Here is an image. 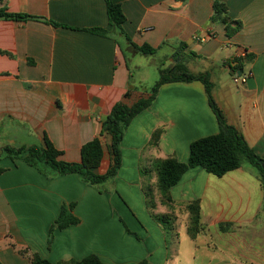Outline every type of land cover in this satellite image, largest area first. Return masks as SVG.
<instances>
[{"label": "crops", "instance_id": "crops-1", "mask_svg": "<svg viewBox=\"0 0 264 264\" xmlns=\"http://www.w3.org/2000/svg\"><path fill=\"white\" fill-rule=\"evenodd\" d=\"M113 1L126 15L124 34L110 26L106 0L0 3L9 12L42 19L0 21V148L43 146L47 138L62 152V160L80 162L82 148L100 136L114 105L128 91L133 102L147 95L131 86L128 56L140 53L132 42L158 49L153 56L169 49L171 53L163 54L168 67L177 57L179 62L189 57V69L207 73L217 105L264 160V0ZM216 2L227 7L232 20L242 22L233 37L215 18ZM94 28L107 35L85 31ZM242 71L253 76L237 86L233 79ZM158 129L163 130L158 147L146 152ZM219 131L202 82L164 84L152 106L132 121L122 142L116 187L131 199L102 193L77 174L54 176L22 160L2 158L1 264H31L20 249L54 264L90 255L105 264H167L166 247L144 223L150 217L144 208L141 168L169 156L187 162L192 142ZM107 143L104 138L99 174L111 165ZM171 194L176 202L200 200L202 223L244 224L245 232L209 234V240L201 232L194 255L201 264H264V245L254 244L256 232L251 230L264 217V189L253 168L221 178L190 169ZM70 205L80 222L55 228L49 245L51 228L63 206ZM141 210L146 213L143 219Z\"/></svg>", "mask_w": 264, "mask_h": 264}, {"label": "trees", "instance_id": "trees-1", "mask_svg": "<svg viewBox=\"0 0 264 264\" xmlns=\"http://www.w3.org/2000/svg\"><path fill=\"white\" fill-rule=\"evenodd\" d=\"M4 0H0L3 3ZM108 7L109 24L118 32L124 34V24L127 21L122 5L113 0H106ZM216 19L220 18L226 26L228 37H233L242 28L241 21L232 20L228 16L227 7L224 4L216 2L214 5ZM28 22L42 21L41 18L28 14H20L9 12L6 8H0V21ZM55 27H65L63 25L51 22ZM86 32L106 36L107 31L101 28L85 30ZM127 39L131 42L130 38ZM132 46L144 55H154L158 49L149 45L138 46L132 43ZM183 48H187L182 44ZM193 56H196L193 54ZM248 59H252L251 56ZM173 66L160 69V80L151 89L149 94L141 97L137 101H132V92L128 91L123 100L114 105L109 115L102 123L100 136L88 142L81 150L80 162H66L61 159L60 152L50 140L46 138L43 146H31L23 148H15L5 146L0 148V160L4 157L12 160H22L30 166L38 168L41 172L46 169L50 170L54 176H62L68 174H77L82 182L96 187L103 192L107 191L105 185L116 179L122 167V142L125 133L131 125L132 121L141 113L148 110L155 102L160 88L167 83H191L195 81L202 82L206 87V93L210 107L215 113L220 131L216 135L204 137L192 142L190 146V155L187 162L179 161L175 156H169L165 159H156L154 161L155 170V186L158 192V201L162 206H167L168 212L162 217L154 216L158 221H171L175 224L178 217L175 213V202L171 194V190L177 186L185 174L190 169L200 168L208 174L223 177L226 174L242 169L245 163H249L256 171L258 178L264 189V160L250 147L245 137L239 129L232 125L217 105L213 97V84L207 73H194L187 66L186 58L178 61V57ZM244 60L238 61L242 65ZM162 129L156 130L151 138L150 146L158 147ZM104 138L108 139L106 149L111 157V165L105 174H99L104 154L105 146ZM143 172H149L145 170ZM4 170H0V174ZM148 174V173H146ZM146 197H151V192L145 191ZM152 207L155 208V199L151 201ZM74 205L70 207L63 206L62 211L51 228L49 245L54 238V229L64 230L68 227L77 225L80 220L73 213ZM184 211L188 213L187 232L193 241H196L202 232V208L200 200H195L186 204ZM172 223V224H173ZM170 224V223H169ZM174 224L172 230H174ZM171 229V228H170ZM18 253L27 257L31 264H54L43 259L37 253H31L28 249H20ZM1 264V262H0ZM55 264H105L97 255H90L82 260L60 261ZM139 264H150L148 260H144Z\"/></svg>", "mask_w": 264, "mask_h": 264}, {"label": "rangeland", "instance_id": "rangeland-1", "mask_svg": "<svg viewBox=\"0 0 264 264\" xmlns=\"http://www.w3.org/2000/svg\"><path fill=\"white\" fill-rule=\"evenodd\" d=\"M180 48H178L176 51L178 52ZM163 53L158 54L157 56H147L142 53H138L135 56H128L130 60V64L132 67V79H131V86H134L136 90L142 94H149L151 89L155 86V84L160 80V69H164L165 66H169L168 59L163 56L165 53H171L169 49L166 48V51H161ZM176 53V52H174ZM169 54L167 55V57ZM187 64H190V58H186ZM174 61L171 64V66L174 65ZM190 71L196 72V70L191 66ZM127 133V131H126ZM125 133V134H126ZM149 148H154L150 145L146 148L149 150ZM146 164L147 161H144ZM154 163V162H153ZM245 167L253 168L249 163H245ZM147 171L149 172H143L142 177V191L144 194V208L146 213H148L150 219L144 218L146 213L141 210L142 214H140L141 219L144 218V223L147 228H150L154 235L159 237L157 238V241L162 243L163 247H166V260L167 264H201V262L197 259H195L196 256V248L197 243L193 241L190 236L188 235L187 228H188V213L184 211V208H186L187 203H182L179 201H175V213L178 217V220L175 221V224L171 221L167 222H160L156 219L154 216L162 217L164 214H166L169 210L167 206H162L158 201V192L155 186V170H154V164H147L145 167ZM254 169V168H253ZM255 170V169H254ZM141 171H143V168H141ZM148 173V174H146ZM116 179L106 184L105 188L107 192L111 194H117L118 198H125V199H131L128 197V194L126 191H123L120 193L116 187ZM148 191V189L151 192V197H146V193L144 192ZM104 190L102 193H105ZM135 200H140V197H134ZM133 198V199H134ZM152 199H155L156 205L155 208L152 207L151 201ZM142 209V207H141ZM170 223V224H169ZM174 224V230H172L173 224ZM203 227V239L209 240V234H212L213 236H216L219 232H240L244 231V224L234 223V224H213L209 222L202 223ZM171 228V229H170ZM249 230V229H248ZM251 230H254L256 232V239L254 240V244L257 246H263L264 245V217L261 215L260 221L255 224V227H253ZM160 235H162V239L160 238ZM258 236V237H257ZM215 238V237H214ZM225 241H230L224 240ZM201 246V245H200Z\"/></svg>", "mask_w": 264, "mask_h": 264}, {"label": "built area", "instance_id": "built-area-1", "mask_svg": "<svg viewBox=\"0 0 264 264\" xmlns=\"http://www.w3.org/2000/svg\"><path fill=\"white\" fill-rule=\"evenodd\" d=\"M252 76H253L252 72H248V73L243 72L239 76H234L233 80L237 86H240L246 84Z\"/></svg>", "mask_w": 264, "mask_h": 264}, {"label": "water", "instance_id": "water-1", "mask_svg": "<svg viewBox=\"0 0 264 264\" xmlns=\"http://www.w3.org/2000/svg\"><path fill=\"white\" fill-rule=\"evenodd\" d=\"M242 73H243V71H242ZM233 74H234V72H233ZM240 74H241V72L239 74H237L236 76H239ZM263 167H264V165H263Z\"/></svg>", "mask_w": 264, "mask_h": 264}]
</instances>
